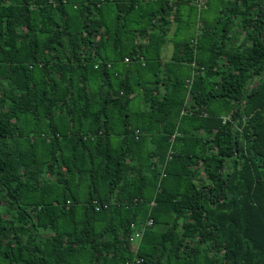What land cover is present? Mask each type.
<instances>
[{"label": "trees", "instance_id": "1", "mask_svg": "<svg viewBox=\"0 0 264 264\" xmlns=\"http://www.w3.org/2000/svg\"><path fill=\"white\" fill-rule=\"evenodd\" d=\"M0 264H264V0H0Z\"/></svg>", "mask_w": 264, "mask_h": 264}, {"label": "rangeland", "instance_id": "2", "mask_svg": "<svg viewBox=\"0 0 264 264\" xmlns=\"http://www.w3.org/2000/svg\"><path fill=\"white\" fill-rule=\"evenodd\" d=\"M171 49H172V44L169 43L168 46L165 47L162 53V56L164 57V59H169Z\"/></svg>", "mask_w": 264, "mask_h": 264}, {"label": "built area", "instance_id": "3", "mask_svg": "<svg viewBox=\"0 0 264 264\" xmlns=\"http://www.w3.org/2000/svg\"><path fill=\"white\" fill-rule=\"evenodd\" d=\"M147 224H148V225H150V224H151V222H148Z\"/></svg>", "mask_w": 264, "mask_h": 264}]
</instances>
